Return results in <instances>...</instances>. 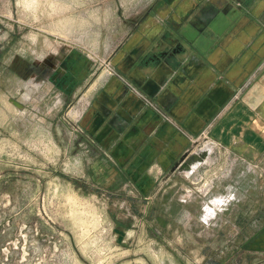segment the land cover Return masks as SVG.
<instances>
[{
    "label": "rangeland",
    "instance_id": "rangeland-1",
    "mask_svg": "<svg viewBox=\"0 0 264 264\" xmlns=\"http://www.w3.org/2000/svg\"><path fill=\"white\" fill-rule=\"evenodd\" d=\"M153 2L0 0V264H264V165L195 145L155 175L79 125Z\"/></svg>",
    "mask_w": 264,
    "mask_h": 264
},
{
    "label": "crops",
    "instance_id": "crops-1",
    "mask_svg": "<svg viewBox=\"0 0 264 264\" xmlns=\"http://www.w3.org/2000/svg\"><path fill=\"white\" fill-rule=\"evenodd\" d=\"M152 7L155 16L128 26L110 57L116 74L79 125L120 163L150 161L155 175L195 145L199 160L216 149L264 165V0ZM173 50L168 68L159 58Z\"/></svg>",
    "mask_w": 264,
    "mask_h": 264
},
{
    "label": "water",
    "instance_id": "water-1",
    "mask_svg": "<svg viewBox=\"0 0 264 264\" xmlns=\"http://www.w3.org/2000/svg\"><path fill=\"white\" fill-rule=\"evenodd\" d=\"M164 56L165 57H163V58L160 57L159 60H162V64H164L166 67L170 68L171 67V65H170L171 61H169V60L175 56L174 50L171 51L170 53L164 55Z\"/></svg>",
    "mask_w": 264,
    "mask_h": 264
},
{
    "label": "bare ground",
    "instance_id": "bare-ground-1",
    "mask_svg": "<svg viewBox=\"0 0 264 264\" xmlns=\"http://www.w3.org/2000/svg\"><path fill=\"white\" fill-rule=\"evenodd\" d=\"M194 155H196V154H194Z\"/></svg>",
    "mask_w": 264,
    "mask_h": 264
}]
</instances>
